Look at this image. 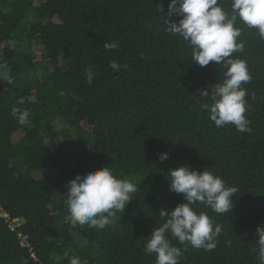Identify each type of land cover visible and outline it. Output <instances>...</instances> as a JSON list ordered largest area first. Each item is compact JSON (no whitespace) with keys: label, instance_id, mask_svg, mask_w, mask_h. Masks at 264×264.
I'll return each mask as SVG.
<instances>
[{"label":"trees","instance_id":"trees-1","mask_svg":"<svg viewBox=\"0 0 264 264\" xmlns=\"http://www.w3.org/2000/svg\"><path fill=\"white\" fill-rule=\"evenodd\" d=\"M171 0H0V264H156L144 246L155 227L184 203L170 191V168L190 165L234 186L233 208L205 212L221 232L216 247L181 249L179 264H259L258 226L264 225V39L239 19L238 42L251 80L245 113L250 132L209 119L211 90L223 65L201 67L191 47L170 33ZM232 0H219L231 15ZM105 42L118 47L108 50ZM64 63H60V59ZM115 60L119 70H113ZM91 66L93 83L85 77ZM27 110L19 123L13 109ZM80 142L85 151L68 148ZM169 157L160 161L159 155ZM22 160L26 170L19 168ZM107 166L137 185L124 210L104 229L73 225L66 185ZM123 211V212H122ZM26 235L22 244L19 235ZM68 256H65V253ZM34 255V256H33Z\"/></svg>","mask_w":264,"mask_h":264},{"label":"clouds","instance_id":"clouds-1","mask_svg":"<svg viewBox=\"0 0 264 264\" xmlns=\"http://www.w3.org/2000/svg\"><path fill=\"white\" fill-rule=\"evenodd\" d=\"M178 14L182 18L169 22L167 30L177 34L191 47V58L201 67L210 62L223 65L226 71L222 82L216 83L203 95H211L214 103L210 106L209 119L215 126L222 128L232 124L239 132H250L249 121L245 115L246 90L242 87L251 80L247 64L243 59L235 58L234 53L244 51V43L238 42L241 31L236 27L239 19L250 28L258 30L264 39V0H232L231 15L219 4V0H171L168 16ZM104 47L112 50L118 47L116 42H105ZM60 63L64 61L61 57ZM113 70L120 65L110 62ZM95 73L91 66L85 69L89 84L93 83ZM19 123L27 122L29 112L13 109ZM169 153L162 152L160 161L168 159ZM170 191L182 193L184 203L178 204L170 213L161 209L160 215L167 217L162 226L155 227L144 246L148 255L156 254V264H179L181 249L167 238V233L180 244L189 243L194 248L211 251L216 247L220 226H214L205 212H197L193 205L202 203L213 212L223 214L233 208V197L238 193L234 186H227L222 177L205 168L193 170L190 165H181L168 170ZM65 194L68 217L73 225H87L90 228L104 229L110 224L113 210H124L133 198L137 185L128 179L118 178L107 166L77 175L69 182ZM123 212V211H122ZM258 261L264 264V225L257 228ZM68 256V253H65ZM70 264H80L79 257L70 258Z\"/></svg>","mask_w":264,"mask_h":264},{"label":"built area","instance_id":"built-area-1","mask_svg":"<svg viewBox=\"0 0 264 264\" xmlns=\"http://www.w3.org/2000/svg\"><path fill=\"white\" fill-rule=\"evenodd\" d=\"M0 208L2 210L1 214L2 216H4L6 218V221L9 223V226L11 227V229L13 230H16V228L18 226H20V219L19 218H12L11 215L7 212V211H4L1 207V204H0ZM19 235L22 239V244L23 245H26L27 243V240H26V235H24L22 232H19ZM34 256V255H33Z\"/></svg>","mask_w":264,"mask_h":264},{"label":"rangeland","instance_id":"rangeland-1","mask_svg":"<svg viewBox=\"0 0 264 264\" xmlns=\"http://www.w3.org/2000/svg\"><path fill=\"white\" fill-rule=\"evenodd\" d=\"M78 149H82L83 151H85L84 147L80 144V142H75L73 145H71L69 148H68V152L69 153H73L74 151L78 150ZM18 165H19V168L22 170V171H25L27 168H26V165L25 163L20 160L18 162Z\"/></svg>","mask_w":264,"mask_h":264}]
</instances>
